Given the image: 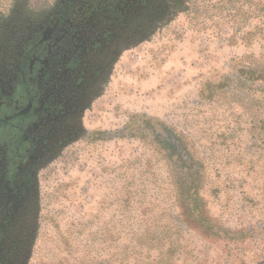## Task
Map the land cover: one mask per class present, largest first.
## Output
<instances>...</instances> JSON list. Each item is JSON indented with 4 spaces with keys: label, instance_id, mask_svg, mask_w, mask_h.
<instances>
[{
    "label": "rangeland",
    "instance_id": "rangeland-1",
    "mask_svg": "<svg viewBox=\"0 0 264 264\" xmlns=\"http://www.w3.org/2000/svg\"><path fill=\"white\" fill-rule=\"evenodd\" d=\"M61 1L0 0V84ZM123 1L50 82L0 264H264V0Z\"/></svg>",
    "mask_w": 264,
    "mask_h": 264
},
{
    "label": "flooded vegetation",
    "instance_id": "flooded-vegetation-1",
    "mask_svg": "<svg viewBox=\"0 0 264 264\" xmlns=\"http://www.w3.org/2000/svg\"><path fill=\"white\" fill-rule=\"evenodd\" d=\"M123 0H62L31 37L13 77L0 84V241L11 215L31 182L39 141L37 127L52 108L47 89L57 69L71 71L81 62L80 34L96 15L114 16ZM50 103V104H48Z\"/></svg>",
    "mask_w": 264,
    "mask_h": 264
},
{
    "label": "trees",
    "instance_id": "trees-1",
    "mask_svg": "<svg viewBox=\"0 0 264 264\" xmlns=\"http://www.w3.org/2000/svg\"><path fill=\"white\" fill-rule=\"evenodd\" d=\"M205 229H207L208 231H212V226L211 225H207L206 227H205Z\"/></svg>",
    "mask_w": 264,
    "mask_h": 264
}]
</instances>
